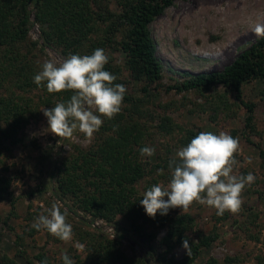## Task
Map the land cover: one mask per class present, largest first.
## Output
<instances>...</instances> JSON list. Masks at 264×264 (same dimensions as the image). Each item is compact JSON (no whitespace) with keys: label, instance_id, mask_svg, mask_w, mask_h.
Returning <instances> with one entry per match:
<instances>
[{"label":"trees","instance_id":"trees-1","mask_svg":"<svg viewBox=\"0 0 264 264\" xmlns=\"http://www.w3.org/2000/svg\"><path fill=\"white\" fill-rule=\"evenodd\" d=\"M177 0H0V151L10 152L24 142L23 131L41 110L50 109L58 102H67L71 91L48 93L46 86H37L33 77L41 67L36 64L37 53L45 46L59 51L63 56L91 55L97 48L104 49L109 57L105 70L116 76L114 84H124L123 72L139 84L144 95L125 93L121 111L113 119L106 117L93 142L87 148L72 145L66 157H60L53 165L55 181L53 196L65 204L69 212L79 211L91 219H103L118 225L117 218L127 221L132 231L143 233L147 247L158 264H195L203 249H208L218 239L215 232H194V219L190 214H169L149 217L140 205L142 196L136 185L147 177L166 181L171 179L169 161L176 152L186 146L199 131L186 129L169 115L166 106L158 105V114L151 112V97L148 88L162 79L163 66L156 56L155 42L150 34V25L173 7ZM185 1V0H182ZM33 13L34 23L31 22ZM33 24L40 32L42 46L32 41L29 31ZM118 55L123 65L117 63ZM167 91L199 92L223 89L213 100L216 113L232 116L242 107L245 111L244 129L256 135L253 103L243 98V86L251 81L261 85L260 96L264 98V37L241 50L222 70L179 74ZM235 102H229L227 95ZM236 107V110L233 108ZM232 110V111H231ZM235 137V131L231 132ZM55 136V135H54ZM163 139V143L155 138ZM56 139H61L55 136ZM264 165V148L253 142ZM154 147V156L142 157V147ZM45 155L48 153L45 151ZM163 169V174L158 170ZM155 175V176H154ZM40 187L29 195H41ZM0 200L8 201L11 212L0 216V244L3 231H12L9 221L17 198L11 190V179L0 173ZM84 222V221H83ZM87 224V223H86ZM153 232L148 234L145 226ZM165 229L160 240L163 251L157 253L152 246L155 230ZM37 229L26 232L33 237ZM23 236H16L22 240ZM189 243L188 250L180 260L169 257L175 247ZM88 264H146L142 258H128L121 251L122 236L108 239L99 232L84 231L80 237ZM20 253V252H18ZM20 256V255H19ZM40 262L47 258L37 256ZM74 264H82L79 256ZM259 260V259H258ZM227 264H236L227 258ZM0 264H21L15 257L0 252ZM63 264V260L60 261ZM206 264H218L209 259ZM257 264H264L259 260Z\"/></svg>","mask_w":264,"mask_h":264},{"label":"rangeland","instance_id":"rangeland-1","mask_svg":"<svg viewBox=\"0 0 264 264\" xmlns=\"http://www.w3.org/2000/svg\"><path fill=\"white\" fill-rule=\"evenodd\" d=\"M31 22L34 23L33 13ZM264 25V0H177L173 7L150 25V34L155 42L156 56L163 66L162 79L158 84L148 88L151 97L150 110L158 114L156 106L163 105L169 109L171 118L186 129L200 132L221 131L235 137L239 141V150L235 154L237 164L233 174L237 176L252 173L255 181L246 186L241 193L243 201L237 214L225 212L216 214L217 210L207 205L193 202L185 211L181 208L170 209L168 214L174 217L179 214H190L194 219V232L188 233L195 238L196 231L210 234L215 232L218 239L208 249H203L195 264H206L214 259L218 264H227V258H234L236 264H257L264 261V165L261 164L259 151L255 145L247 141V137L264 148V98L260 96L261 85L251 81L243 86V98L253 103L256 135H250L244 129L245 111L242 107L232 116L216 113L213 100L223 89L207 90L204 93L167 91L175 80H181L179 74L188 72L197 74L222 70L230 64L235 56L258 36L254 32L256 24ZM32 41L43 45L37 25L33 24L29 31ZM62 62L67 57L59 51L45 46L43 52L37 53L36 64L42 67L45 60ZM117 63L123 65V58L118 55ZM121 80L127 93L143 96L144 85L131 80L127 72H123ZM229 102L235 100L227 95ZM231 110V111H232ZM24 142L15 146L10 152L0 151V173L11 179V190L17 198L13 215L9 221L12 231L5 229L0 244V252L6 253L21 264H40L37 256H43L47 264H60L65 253L75 262L79 256L82 264L86 253L80 237L84 231L99 232L108 239L122 236L121 251L130 259L142 258L146 264H158L155 256L149 252L146 235L132 231L125 219L117 218L114 226L103 219H91L79 211L69 212L67 206L53 196L55 181L52 177L53 165L60 157H66L72 151V145L87 148L93 142L87 140L79 131L70 139H56L48 131L47 118L41 111L39 118L31 121L23 131ZM163 143V139L155 138ZM48 154L45 155L44 152ZM154 156V155H153ZM155 176V175H154ZM152 177L141 180L137 185L139 195L152 185L167 186L166 181ZM40 187L41 195H29ZM167 199V198H165ZM55 202L61 204V211H67V223L72 226V238L62 241L44 229H40L33 237L26 232L31 229L35 219L47 215L48 209ZM11 212L8 201L0 200V216ZM84 221V222H83ZM87 223V224H86ZM145 231L153 232L145 226ZM165 229L155 230L152 246L157 253L162 252L160 240ZM16 236H23L18 241ZM20 252V253H18ZM183 247H175L169 257L180 260L184 255ZM20 255V256H19ZM259 259V260H258Z\"/></svg>","mask_w":264,"mask_h":264},{"label":"clouds","instance_id":"clouds-1","mask_svg":"<svg viewBox=\"0 0 264 264\" xmlns=\"http://www.w3.org/2000/svg\"><path fill=\"white\" fill-rule=\"evenodd\" d=\"M254 32L264 37V25L256 24ZM108 60L104 49L97 48L91 55L73 54L62 62L44 61L33 82L37 86L45 85L48 93H73L67 102L41 110L53 135L70 139L79 131L91 140L104 122L101 117L111 120L120 113L126 88L113 83L116 76L105 70ZM238 150V139L223 131L200 132L169 161L171 179L167 186L152 185L143 193L140 205L151 218L157 213L167 215L174 208L186 211L193 202L215 208L219 216L226 211L237 214L243 203L242 191L255 181L252 173L233 174ZM139 151L142 157H152L156 149L145 146ZM158 174H163V169ZM61 207L59 202L53 203L48 214L39 215L32 227L44 229L62 241L71 240L72 226L67 223V211L62 212ZM182 244L188 250V240L184 239ZM62 259L63 264H74L67 253Z\"/></svg>","mask_w":264,"mask_h":264}]
</instances>
